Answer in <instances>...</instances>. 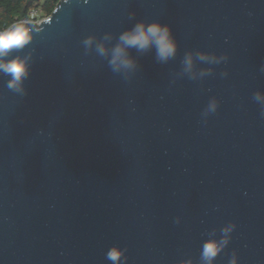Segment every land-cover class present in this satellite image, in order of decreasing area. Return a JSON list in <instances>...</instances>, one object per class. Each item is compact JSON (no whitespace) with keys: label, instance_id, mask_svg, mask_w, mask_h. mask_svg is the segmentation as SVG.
Masks as SVG:
<instances>
[{"label":"water","instance_id":"1","mask_svg":"<svg viewBox=\"0 0 264 264\" xmlns=\"http://www.w3.org/2000/svg\"><path fill=\"white\" fill-rule=\"evenodd\" d=\"M153 22L174 54L122 40ZM12 25L0 264H264V0H58Z\"/></svg>","mask_w":264,"mask_h":264},{"label":"clouds","instance_id":"2","mask_svg":"<svg viewBox=\"0 0 264 264\" xmlns=\"http://www.w3.org/2000/svg\"><path fill=\"white\" fill-rule=\"evenodd\" d=\"M154 38L158 47V54L161 58H166L175 52V41L172 39L167 26L159 22H153L145 26L144 23L137 24L131 33H124L122 40L128 45H139L141 49L147 47ZM31 39L29 29L18 25H12L0 31V72L11 76L10 86L18 82L27 72V63L20 57L5 59L13 50L22 49ZM90 42V41H89ZM103 51V49H101ZM122 54V49L117 47L114 51L113 63ZM189 63L191 57L188 58ZM126 64H131L127 60ZM218 245L215 241H209L205 245V257L211 258L218 251ZM115 259V254L110 257Z\"/></svg>","mask_w":264,"mask_h":264},{"label":"trees","instance_id":"3","mask_svg":"<svg viewBox=\"0 0 264 264\" xmlns=\"http://www.w3.org/2000/svg\"><path fill=\"white\" fill-rule=\"evenodd\" d=\"M58 0H0V25L10 26L22 19L32 8L48 16Z\"/></svg>","mask_w":264,"mask_h":264},{"label":"built area","instance_id":"4","mask_svg":"<svg viewBox=\"0 0 264 264\" xmlns=\"http://www.w3.org/2000/svg\"><path fill=\"white\" fill-rule=\"evenodd\" d=\"M46 16H44L40 11L39 9L37 8H32L30 9L27 14L22 18L20 19L19 21L21 22H40L42 21ZM12 25V24H11ZM10 25V26H11ZM10 26H3V25H0V31H3L5 30L6 28H9Z\"/></svg>","mask_w":264,"mask_h":264}]
</instances>
